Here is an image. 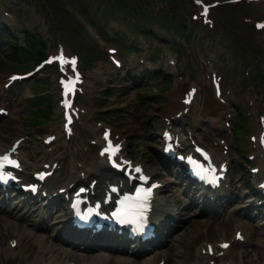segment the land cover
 Segmentation results:
<instances>
[{
    "label": "rangeland",
    "instance_id": "rangeland-1",
    "mask_svg": "<svg viewBox=\"0 0 264 264\" xmlns=\"http://www.w3.org/2000/svg\"><path fill=\"white\" fill-rule=\"evenodd\" d=\"M2 1L11 8L8 7L11 13L7 12L4 24L17 32L22 28L38 32L40 49H46L48 54L56 55L58 47L64 46L68 59L75 57L83 74L77 96L80 114L74 135L68 137L62 129V76L56 66L36 71L22 86L8 90L4 88L8 76L33 70L37 60L24 47L21 34L22 47L0 54V107L10 110L0 118V140L6 143L3 150L11 149L16 139L22 141L18 154L26 166L24 176L43 164L58 161L56 177L61 183H72L73 178L80 179L89 170L100 169L89 174L87 180L101 173L110 177L102 169V162L107 163L102 134L110 129L114 138L124 144V155L141 161L165 183L163 194L171 195L169 185L175 188L173 196L165 198L180 209L182 217L159 252L136 260L123 255L103 260L100 257L104 256L95 254L80 258L78 264L82 259H88L83 264L102 260L103 264H151L149 260L161 264L163 259L164 264H264V231L258 227L260 222L245 224L235 214L219 216L199 212L197 205L190 206L179 183L170 179L169 172L162 171L153 147L173 119L176 129H181L182 124L186 134L203 137L214 147L218 139H226L236 167L239 162L234 161V150L260 154L254 140L264 128V23L256 22H264V0H203L211 8L210 15L203 14L197 0H131L143 7L139 16L122 13L130 0ZM115 33L135 40L140 50L139 57L127 58L124 71L111 63L114 55L108 51L109 42L102 38ZM122 55L126 57L123 49ZM146 70L164 73L156 77ZM214 84L221 85V95L215 94ZM187 97L189 102H185ZM46 137L53 142L47 144ZM216 153L220 159L225 155L220 149ZM257 161L258 158L254 162ZM251 167L254 166L249 164ZM256 176L247 174L245 179L253 182ZM238 180L243 182V177ZM15 201L23 204L17 196ZM235 201L239 203L231 208L237 210L246 207L242 202L248 200L239 197L227 207ZM18 220L15 218L14 222ZM41 221L42 214H34L33 223L41 225ZM62 224H49L47 220L42 238L51 241L49 233L54 234ZM241 225L249 233V241L229 248L224 255L220 250L212 259L206 258L208 244L214 248L220 240L231 239ZM31 226L0 220V264H52L53 257L61 258L58 252L51 254L41 249L25 231ZM13 239L20 246L12 247Z\"/></svg>",
    "mask_w": 264,
    "mask_h": 264
},
{
    "label": "snow or ice",
    "instance_id": "snow-or-ice-1",
    "mask_svg": "<svg viewBox=\"0 0 264 264\" xmlns=\"http://www.w3.org/2000/svg\"><path fill=\"white\" fill-rule=\"evenodd\" d=\"M197 2H199V0H197ZM206 11V9H205ZM53 59H60L62 62H66L63 60V57H55ZM71 63L73 65H75V59L73 58ZM78 78V77H77ZM13 79H15V77H13ZM71 83V82H70ZM74 89L72 87H68L66 85V91H65V95L67 96L70 92H72ZM66 106L70 107V102H66ZM70 117H69V121H70ZM106 136H107V133H106ZM106 151H108V149H106ZM5 162L9 163V164H13L15 166H18L16 165V162L15 161H11L9 159V157L7 155L5 156H0V170H2L5 166ZM137 171H139V169H137ZM0 179H4V177L2 175H0ZM146 179V178H145ZM113 191H115V189H113ZM141 190L138 189V195L135 196V197H125L124 201H121V205H122V209H118L117 213H115L116 215H126L128 213V211L134 209L135 207H137L136 204L134 203H128L126 205V202H134V201H138L140 199V196H139V192ZM224 247H227V245H223Z\"/></svg>",
    "mask_w": 264,
    "mask_h": 264
},
{
    "label": "bare ground",
    "instance_id": "bare-ground-1",
    "mask_svg": "<svg viewBox=\"0 0 264 264\" xmlns=\"http://www.w3.org/2000/svg\"><path fill=\"white\" fill-rule=\"evenodd\" d=\"M92 125H93V124H92ZM92 125H91V126H92ZM92 128H93V126H92ZM100 129H101V128H100ZM98 130H99V129H98ZM96 131H97V129H96ZM99 131H100V130H99ZM97 132H98V131H97ZM57 134H59V133H57ZM55 135H56V134H55ZM60 136H61V135H60ZM55 140H56V139H55ZM58 147H59V146H58ZM58 147H56V148H58ZM54 148H55V147H54ZM51 150H52V149H51ZM54 151H55V150H53V151H51V152H54ZM49 152H50V151H49ZM49 152H48V153H49ZM103 152H104V151H103ZM49 154H50V153H49ZM51 154H52V153H51ZM72 154H74V153H72ZM80 154H81V153H80ZM83 157L85 158L84 154H83ZM101 157H102V156H101ZM101 157H99V159H100ZM103 157H104V156H103ZM73 158H74V157H73ZM104 158H105V157H104ZM95 159H96V157H95ZM72 160H73V159H72ZM75 160H76V159H75ZM81 160H82V159H81ZM101 160H103V159L101 158ZM76 161H77V160H76ZM78 161H79V160H78ZM84 161H85V160H84ZM104 161H105V160H104ZM91 162H92V161H91ZM93 162H94V160H93ZM93 162H92V163H93ZM106 162H107V161H106ZM97 163H98V162H97ZM99 163H100V161H99ZM82 164H83V163H82ZM82 164H81V165H82ZM93 164H94V163H93ZM91 165H92V164H91ZM74 166L76 167V164H75ZM97 166H98V165H97ZM103 166H104V164H103ZM81 168H82V167H81ZM85 168H86V167H85ZM99 168H100V167H99ZM97 169H98V168H97ZM85 170H86V169H85ZM89 171H90V170H89ZM96 173H97V172H96ZM67 174H68V173H67ZM85 174H86V173H85ZM81 176H82V175H81ZM109 176H110V175H109ZM76 177H77V176H76ZM255 180H256V179H255ZM116 183H117V182H116ZM116 183H115V184H116ZM121 184H122V185L119 186V188L122 187V189H124V190H126V189L128 188V186H127L125 183H121ZM222 241H223V240H221L220 242H222ZM220 242H219V243H220ZM219 245H220V244H219ZM226 253H227V252H226ZM103 260H105V259H103ZM103 260H102V261H103ZM89 264H91V263H89ZM92 264H101V261H100V262L97 261V263H92Z\"/></svg>",
    "mask_w": 264,
    "mask_h": 264
},
{
    "label": "trees",
    "instance_id": "trees-1",
    "mask_svg": "<svg viewBox=\"0 0 264 264\" xmlns=\"http://www.w3.org/2000/svg\"><path fill=\"white\" fill-rule=\"evenodd\" d=\"M5 41H8V37L5 39ZM12 45V44H11Z\"/></svg>",
    "mask_w": 264,
    "mask_h": 264
}]
</instances>
